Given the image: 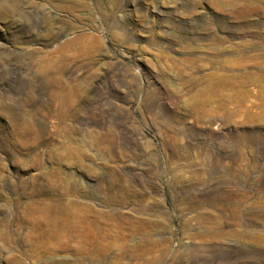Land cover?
I'll use <instances>...</instances> for the list:
<instances>
[{"label":"rangeland","instance_id":"374dc122","mask_svg":"<svg viewBox=\"0 0 264 264\" xmlns=\"http://www.w3.org/2000/svg\"><path fill=\"white\" fill-rule=\"evenodd\" d=\"M0 264H264V0H0Z\"/></svg>","mask_w":264,"mask_h":264}]
</instances>
